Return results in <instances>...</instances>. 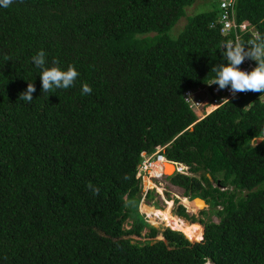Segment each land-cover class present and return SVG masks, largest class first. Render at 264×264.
I'll return each instance as SVG.
<instances>
[{
	"label": "trees",
	"instance_id": "trees-1",
	"mask_svg": "<svg viewBox=\"0 0 264 264\" xmlns=\"http://www.w3.org/2000/svg\"><path fill=\"white\" fill-rule=\"evenodd\" d=\"M199 1L0 7V264H264V140L255 142L264 93L239 94L197 122L185 94L212 83L211 68L235 40L221 33L218 1L174 33ZM235 14L264 37V0H238ZM40 50L48 66L54 58L75 66L72 87L42 94L32 61ZM28 82L31 103L19 99ZM84 83L90 94H81ZM166 145L165 157L194 174L171 183L219 219L178 208L204 236L199 224L190 239L174 227L161 232L140 214L142 154Z\"/></svg>",
	"mask_w": 264,
	"mask_h": 264
},
{
	"label": "clouds",
	"instance_id": "clouds-1",
	"mask_svg": "<svg viewBox=\"0 0 264 264\" xmlns=\"http://www.w3.org/2000/svg\"><path fill=\"white\" fill-rule=\"evenodd\" d=\"M12 3H13V0H0V7L7 8ZM223 48H224V50L222 52V55H223V59L225 62L220 63L218 65H214L211 68V72L215 73V77L213 78L212 83L210 85H218L219 90L229 89L233 96H235L237 93H243V92L264 93V37H262L260 34H256L255 38L252 41H250L248 44H245V43L241 42L240 40L228 41L223 46ZM46 57H47V53L44 50H40L32 58L34 65L41 69L40 79H41V84H42V88H41L42 94L52 93L57 89H68V88L72 87L74 85L76 78L79 75L75 66L69 64L65 70V69L61 68L59 60H57L55 58L52 60L51 66H48ZM245 58H249V59L255 60L257 62L256 67L251 72L243 71L239 67L244 62ZM193 90H195V89H193ZM35 92H36V88H35L34 83L28 82L26 90L20 93L19 99L31 103L33 100V93H35ZM91 92H92V88L87 83H84L82 85V88H81V94L87 95V94H90ZM187 99L193 100L191 94L188 95ZM196 104H199V103H196ZM190 108H192V107L190 106ZM193 112L197 116V122H199V115L196 113V111L193 110ZM203 119H201V120H203ZM257 140H261L259 142V143H261L264 140V135L262 137L256 139L255 142ZM164 157H165V155H164ZM157 163H160V164L169 163V164H173L176 166V172L173 175H167L165 173L164 169L162 168L161 173H165V175L167 177L161 181H165L168 178L170 179L171 177H174L177 174L183 175L178 171V168H180V166L188 167L184 164H178V163H174L172 161H169L166 157L162 163L156 162V164ZM154 167H155V165H154ZM193 175L194 174L190 171V175H183V176L192 177ZM158 181L159 180H156L153 182L158 183ZM140 183H141L142 195H143L144 189H143L141 181H140ZM88 187H89V189H91V191L93 192L94 195H99L100 189L98 186H93L91 183H89ZM150 193H151V191L149 192V195H150ZM142 195H141V197H142ZM149 195H148V198H149ZM141 197H140V199H141ZM154 197H155V195L153 196V198H149V201H152L154 199ZM195 199L184 195L183 197H181V199H175L176 200L175 203H181L180 206H183L186 209V212L190 215V212L188 211V207L185 206L186 204H184V200H187L188 202H194ZM199 199H201V198H199ZM140 205H141V202H140ZM140 207L141 206H139V211H140ZM146 208H148V210H151L152 206H148ZM154 208L160 209V210H165L160 206L159 207L154 206ZM205 209H207V207ZM205 209L202 211L200 210V214H201V212H205ZM148 210L146 212H148ZM208 211H209V209H208ZM140 214L142 215L141 211H140ZM190 216H195V215H190ZM195 217L197 219H199L197 216H195ZM177 218H179V220H181L183 222L187 221L188 224H199L200 226L203 227V225L200 224L199 222L198 223H196V222L192 223V222L186 220L185 218L179 216L178 214H177ZM156 220L161 221V219H156ZM151 226L158 229L159 231L162 230V229H159L158 227H156L155 225H151ZM164 230H166V229H164ZM203 236H204V227H203ZM160 240H164L163 236H162V239H160Z\"/></svg>",
	"mask_w": 264,
	"mask_h": 264
},
{
	"label": "built area",
	"instance_id": "built-area-1",
	"mask_svg": "<svg viewBox=\"0 0 264 264\" xmlns=\"http://www.w3.org/2000/svg\"><path fill=\"white\" fill-rule=\"evenodd\" d=\"M238 0H218L219 5L221 7L222 14L220 16V25H221V33L228 35L233 34L235 36V40H240L243 42V36L245 33L249 32L253 39L255 38L258 32H255L253 28H248L246 24H238L235 14V7ZM255 60L245 58L244 62L239 66L241 70L246 72H251L255 68ZM191 94L192 99H187L188 95ZM239 94L246 95L247 92L237 93L235 96ZM233 96L229 89L219 90L218 85L212 87V85L201 86L195 90H188L185 95V101L190 104L192 109L196 111L199 115V121L209 115L211 112L217 110L221 106H223L226 102L233 99ZM199 104H196V103ZM168 147V145L158 148L157 151L153 154H148L144 152L142 154L143 162L139 167V171L137 174V179L142 182L143 186V195L141 197V205L146 206L149 203V206H152L151 209H154V200L149 201L148 195L151 191L147 185V180L156 181V180H164L167 176L165 173H161L160 176H153L151 171L154 169V165L156 162H163L165 160L164 151ZM189 167L180 166L178 171L183 175H190ZM158 181V182H159ZM175 199H181L180 196L175 195ZM181 203H179L180 205ZM141 208V207H140ZM146 222L151 225H155L153 223L154 219H160L149 212H144L140 210Z\"/></svg>",
	"mask_w": 264,
	"mask_h": 264
},
{
	"label": "rangeland",
	"instance_id": "rangeland-1",
	"mask_svg": "<svg viewBox=\"0 0 264 264\" xmlns=\"http://www.w3.org/2000/svg\"><path fill=\"white\" fill-rule=\"evenodd\" d=\"M217 1L218 0H201V1L197 2L193 7L188 8V10H187L188 17L186 16L185 19H182V21L179 23L177 29L174 30V33L176 35H178L179 32L187 24V19L189 17H192V16H195L197 14L210 11L213 8V6H214V2L217 3ZM260 141L261 140H257L256 143H259ZM147 184H148L147 186L151 185V188L152 189H150V190H151V192H153V196L155 195V197H154L155 200L153 199L155 201L154 202V206L155 207H159L160 206L163 209H165V210L157 209V211L159 213H156L155 212V214H162V216L160 215V217H157V218H160L162 220L163 219V214L167 210L170 211L171 214H173L174 216L177 217V214H178L177 211H178V208L180 207V205H179V203H175L176 202L175 195H178L180 197H183L184 196L183 189H181L180 187L173 186L171 184V181H170L169 178L167 180H165V181H159L158 183H155V182H153V181H151V180L148 179L147 180ZM194 202H196V201H194ZM195 205L197 206V203H195ZM148 206H149V203H147L146 206H141L140 210H142V211L145 212V211L148 210V208H146ZM170 208H171V210H170ZM205 208L206 207H203L202 209H198V211H196V212H191V210L188 208V211L190 212V215H195V216L199 217V216H201L200 215V210L202 211ZM207 210L208 209H205V212ZM204 217H205V220H209L210 219L213 222H216V223L219 222V219L216 218L215 215H213V214L212 215H208V216H204ZM153 223L155 224L156 227H158L159 229H162L161 232H163L164 229H166V227L164 225H162L163 224L162 221H158V220L154 219ZM186 223H188V222L186 221ZM125 226H127V223L125 224ZM129 228H130V226L128 227V229ZM196 229H197V227L195 226L193 232H196L195 231ZM147 232H149V229H145L144 232H143V234H146ZM185 236L188 237L189 239L192 237V236H188V235H185ZM133 238L135 240H141V241L147 240V238H138V237H133ZM160 239H162V236L161 235H159L155 239H150V240L155 241V240H160ZM197 242H199V241H197ZM197 242H193V243H197Z\"/></svg>",
	"mask_w": 264,
	"mask_h": 264
},
{
	"label": "bare ground",
	"instance_id": "bare-ground-1",
	"mask_svg": "<svg viewBox=\"0 0 264 264\" xmlns=\"http://www.w3.org/2000/svg\"><path fill=\"white\" fill-rule=\"evenodd\" d=\"M162 168L164 169V171L167 175H173V173L176 172V166L173 164L157 163V164H155L153 171H151L153 176H156V175L159 176L161 174ZM148 187L151 188V185H149ZM195 203H197V206L195 205ZM184 204H186V206L191 210V212H196V211H198V209H202L203 207H205V204L199 200H197L196 202H188L187 200H184ZM170 210H171V208H170ZM148 212L151 215L156 216V217H160V215L162 216V214H155V212L159 213L157 211V209H155V208L148 210ZM172 215L173 214H171V212L168 210L166 212H164V214H163V219L161 221L163 223L162 225H164L166 227V229L168 227H174L177 231H181L182 233H184V235L194 236L196 234V232H193L194 230L190 227V225L195 228V226L197 224H195V225L190 224L189 225L188 223L183 222V221L179 220V218H177L176 216L173 215L174 216L173 217Z\"/></svg>",
	"mask_w": 264,
	"mask_h": 264
},
{
	"label": "flooded vegetation",
	"instance_id": "flooded-vegetation-1",
	"mask_svg": "<svg viewBox=\"0 0 264 264\" xmlns=\"http://www.w3.org/2000/svg\"><path fill=\"white\" fill-rule=\"evenodd\" d=\"M206 204H207V209H210L211 207H210V204H208L207 202H206ZM208 211V210H207ZM206 211V212H207ZM201 216H199L198 218L199 219H202V218H204L205 219V217H204V215H202V214H200Z\"/></svg>",
	"mask_w": 264,
	"mask_h": 264
},
{
	"label": "water",
	"instance_id": "water-1",
	"mask_svg": "<svg viewBox=\"0 0 264 264\" xmlns=\"http://www.w3.org/2000/svg\"><path fill=\"white\" fill-rule=\"evenodd\" d=\"M197 200L203 202V203L205 204V207H207L206 201H204V200H202V199H199V198H196L195 201H197ZM203 210H204V209H203Z\"/></svg>",
	"mask_w": 264,
	"mask_h": 264
}]
</instances>
